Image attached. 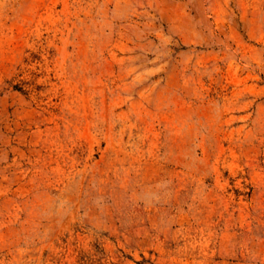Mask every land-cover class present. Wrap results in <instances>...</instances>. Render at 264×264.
I'll return each mask as SVG.
<instances>
[{"label":"rangeland","instance_id":"374dc122","mask_svg":"<svg viewBox=\"0 0 264 264\" xmlns=\"http://www.w3.org/2000/svg\"><path fill=\"white\" fill-rule=\"evenodd\" d=\"M0 264H264V0H0Z\"/></svg>","mask_w":264,"mask_h":264}]
</instances>
